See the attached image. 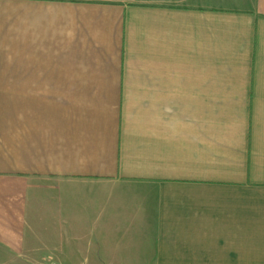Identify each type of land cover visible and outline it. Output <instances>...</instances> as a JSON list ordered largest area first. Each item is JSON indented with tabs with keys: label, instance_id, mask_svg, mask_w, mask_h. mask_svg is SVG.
Wrapping results in <instances>:
<instances>
[{
	"label": "crops",
	"instance_id": "0c3cea01",
	"mask_svg": "<svg viewBox=\"0 0 264 264\" xmlns=\"http://www.w3.org/2000/svg\"><path fill=\"white\" fill-rule=\"evenodd\" d=\"M0 264H264V0H0Z\"/></svg>",
	"mask_w": 264,
	"mask_h": 264
}]
</instances>
